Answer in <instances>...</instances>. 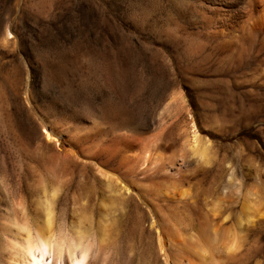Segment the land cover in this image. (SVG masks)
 <instances>
[{
    "label": "rangeland",
    "instance_id": "1",
    "mask_svg": "<svg viewBox=\"0 0 264 264\" xmlns=\"http://www.w3.org/2000/svg\"><path fill=\"white\" fill-rule=\"evenodd\" d=\"M254 65L249 51L233 54L185 33L162 7L141 0H0V210L4 198L22 192L29 201L38 176L51 188L53 172L64 177L68 169L59 176V215L75 220L82 202L95 213L104 191L96 169L125 172L118 141L115 156L105 154L112 140L131 143L163 130L176 151L178 129L191 116L209 140V165L186 156L174 179L129 176L134 194L116 213L124 215L122 232L150 207L164 209L157 193L173 186L187 190L178 210L191 217L204 201L233 193L230 176L242 196L253 188L264 200V65ZM173 93L186 109L172 104L160 116ZM41 122L62 135L59 146L42 138ZM249 234L263 263L264 222Z\"/></svg>",
    "mask_w": 264,
    "mask_h": 264
},
{
    "label": "bare ground",
    "instance_id": "2",
    "mask_svg": "<svg viewBox=\"0 0 264 264\" xmlns=\"http://www.w3.org/2000/svg\"><path fill=\"white\" fill-rule=\"evenodd\" d=\"M141 1L162 7L167 22L185 33L208 37L217 47L233 54L249 51L257 63L255 67L264 65V0ZM177 93L168 97L160 116L168 112L172 104L186 109L184 98ZM39 128L47 143L58 144L60 133L50 130L44 122ZM178 130L181 144L176 151H171L169 135L163 130L131 143L112 140L115 147H106L105 154L115 153L110 150L117 148L115 141H118L117 146H122L119 163L125 172L119 173L117 168L110 170L109 166L107 170L96 169V179L104 191L97 200L95 213L86 212L87 206L82 202L80 209L74 210L75 220L66 222L59 215V195L64 190L60 180L68 173V169L66 172L62 167L64 173H60L64 177L59 175L60 179L59 172H53L55 182L52 186L50 181L51 188L45 186V182L39 183L44 178L38 176L36 189H40L29 201L23 196L24 192L19 193L22 196L4 198L5 208L0 210V264H148L149 261L152 264H263L259 249L249 242L248 236L257 222H264V200L253 188L242 196L241 186L233 176L228 179L230 184L231 180L235 182L233 193L220 194L210 203L204 201L203 208L192 209V217L178 210L183 198H188L187 190L179 192L173 186L158 192L164 209L147 205V213L145 211L141 217L138 213L134 215V226L122 232L124 215L116 213L130 193L134 194L131 191L134 181H130L129 176L161 173L174 179L185 168L186 156L209 165V140H202L192 116ZM104 150L100 151L101 155ZM44 169L46 173L47 169L48 173L52 172L50 166ZM149 248L153 251L150 260Z\"/></svg>",
    "mask_w": 264,
    "mask_h": 264
},
{
    "label": "water",
    "instance_id": "3",
    "mask_svg": "<svg viewBox=\"0 0 264 264\" xmlns=\"http://www.w3.org/2000/svg\"><path fill=\"white\" fill-rule=\"evenodd\" d=\"M59 141H62V135H60V137H59Z\"/></svg>",
    "mask_w": 264,
    "mask_h": 264
},
{
    "label": "snow or ice",
    "instance_id": "4",
    "mask_svg": "<svg viewBox=\"0 0 264 264\" xmlns=\"http://www.w3.org/2000/svg\"><path fill=\"white\" fill-rule=\"evenodd\" d=\"M47 134V133H46ZM81 264H82V262H81Z\"/></svg>",
    "mask_w": 264,
    "mask_h": 264
},
{
    "label": "trees",
    "instance_id": "5",
    "mask_svg": "<svg viewBox=\"0 0 264 264\" xmlns=\"http://www.w3.org/2000/svg\"><path fill=\"white\" fill-rule=\"evenodd\" d=\"M263 148H264V146H263Z\"/></svg>",
    "mask_w": 264,
    "mask_h": 264
}]
</instances>
